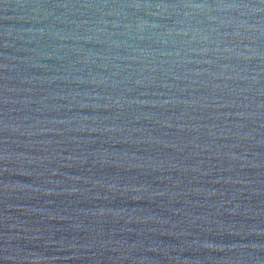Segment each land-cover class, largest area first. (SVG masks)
Here are the masks:
<instances>
[{
    "label": "water",
    "instance_id": "obj_1",
    "mask_svg": "<svg viewBox=\"0 0 264 264\" xmlns=\"http://www.w3.org/2000/svg\"><path fill=\"white\" fill-rule=\"evenodd\" d=\"M0 264H264V0H0Z\"/></svg>",
    "mask_w": 264,
    "mask_h": 264
}]
</instances>
